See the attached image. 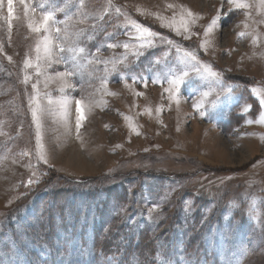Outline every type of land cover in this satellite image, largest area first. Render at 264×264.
<instances>
[{
    "label": "rangeland",
    "instance_id": "obj_1",
    "mask_svg": "<svg viewBox=\"0 0 264 264\" xmlns=\"http://www.w3.org/2000/svg\"><path fill=\"white\" fill-rule=\"evenodd\" d=\"M27 2L33 20L54 13L53 62L36 60L39 39L19 0L9 29L3 0L0 264H144L137 251L153 264H264V0ZM132 21L157 33L151 46L138 47ZM184 71L170 100L166 81ZM106 235L117 236L113 253L95 246Z\"/></svg>",
    "mask_w": 264,
    "mask_h": 264
},
{
    "label": "snow or ice",
    "instance_id": "obj_2",
    "mask_svg": "<svg viewBox=\"0 0 264 264\" xmlns=\"http://www.w3.org/2000/svg\"><path fill=\"white\" fill-rule=\"evenodd\" d=\"M19 3L23 5V12H24V18L27 21V28L37 34V37L39 39V42L36 46L35 52H36V60L40 61L43 59L47 65H50L53 62V57H52V52L53 49L51 47L52 41L49 38V33L52 30V24L54 22V13L52 11H45L41 12L39 14V18L36 20H33L31 16L29 15L32 13V15H35L36 10L32 8V6L27 2V0H19ZM229 3H231V0H229ZM171 7V5L169 6ZM237 7H244V5H238ZM0 8H3V0H0ZM119 11V10H117ZM188 17H192L193 20L195 17H193V14L191 12L187 13ZM14 17V0H7V22H8V27L11 29L12 27V20ZM219 16L217 19H214L212 23L207 27V29L204 32V36H208L209 33L213 31V28L217 25ZM132 26L136 29V32L138 33L137 39L140 41L138 47L140 49H143L147 46H151L152 40L148 39V37H155L157 35L156 32L149 30L147 27H142L140 24L136 23L135 21H132ZM182 27H183V32H184V38L188 39L189 36V27H188V22L186 21H181ZM166 27H174L172 24H167L163 25ZM177 31V34H180L179 29H174ZM55 31L59 33L61 30L60 28H56ZM43 34V35H41ZM168 43H171V41H168ZM118 45L113 44V43H108L107 47L108 48H115ZM57 48L61 52L64 51L63 47L60 45H56ZM204 45H201V48H203ZM123 48L127 50L129 48L128 44H123ZM41 51H43V57H41ZM184 55L188 57L191 61H194L195 64L193 65L194 70L197 73H200L201 70L203 71L204 74L207 76L219 81L221 73L218 71H214L211 66L207 64H202L201 61L197 58L196 54L193 52H185ZM10 59V58H9ZM58 62V61H57ZM24 67L25 68H30L33 67V64L30 59L25 58L24 60ZM195 65H199V67H196ZM37 68V75L41 74V69L39 64L36 65ZM60 77L64 76H70L72 75L71 72H60L58 73ZM189 76V73L187 71L182 72L179 75H174L171 76L170 78L167 79V87L164 88V92L168 94V97L170 100H177L178 95L180 94V89L184 85L186 81V77ZM29 80V77L27 75L24 76V83L27 84ZM147 81L143 82V86H147ZM153 84L158 83L157 81H152ZM163 83V82H160ZM33 93L36 91V85H32ZM253 92H255V89H252ZM208 93L204 92L202 94V98L200 101H197L196 103L193 104V109L194 111H199L201 107H203V97H207ZM37 97L34 94L30 101H29V107L32 109L31 115H32V122L33 124L36 125V148H37V155L41 161H43L45 164L48 163L43 151H42V144H41V134H40V124L37 119V110L36 108H33V104H35ZM49 104L52 103L51 100L48 101ZM178 102V100H177ZM65 108L69 104L68 100H63L60 102ZM76 104V126H77V131H79V128L81 126V122L84 119L83 111H82V103L80 100L75 101ZM259 104L262 108H264V96L259 98ZM250 110V109H249ZM159 111V109H157ZM201 117H203V112L200 113ZM260 123H264V116L261 117V120L259 121ZM251 123V121H249ZM31 183V182H29Z\"/></svg>",
    "mask_w": 264,
    "mask_h": 264
},
{
    "label": "trees",
    "instance_id": "obj_3",
    "mask_svg": "<svg viewBox=\"0 0 264 264\" xmlns=\"http://www.w3.org/2000/svg\"><path fill=\"white\" fill-rule=\"evenodd\" d=\"M59 196L60 195L57 194L55 197L59 198ZM47 224H48V222H47ZM106 238H108L107 241L105 240ZM109 238H111L113 240V242H114V240L117 238V236H110V237L109 236L107 237V235L104 236L102 240H99L98 242L97 241L95 242L96 248L98 249L100 247H103L104 250L110 251V252L113 253L114 251L111 249L112 246L109 245V243H111ZM148 252L151 253V254L153 253V251H151V250H148ZM137 253L140 256V258H142V262L144 264H153V258H152V256L150 254H146V252H143V251H140V253H139V251H137Z\"/></svg>",
    "mask_w": 264,
    "mask_h": 264
}]
</instances>
